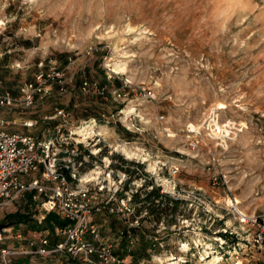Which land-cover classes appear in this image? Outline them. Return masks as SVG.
<instances>
[{"label": "rangeland", "instance_id": "rangeland-1", "mask_svg": "<svg viewBox=\"0 0 264 264\" xmlns=\"http://www.w3.org/2000/svg\"><path fill=\"white\" fill-rule=\"evenodd\" d=\"M0 23V89L17 95L39 73L54 67L63 72L61 83L30 107L0 108L6 118L37 120L30 131L10 129L48 138L58 119L44 116L64 110L66 130L58 139L79 142L83 183L94 176L90 184L116 189L117 197L145 183L179 199L176 210L167 204L161 224L142 217L134 260L212 264L218 256L214 264H246L245 237L256 226L233 207L248 217L264 214V0H0ZM115 67L125 71L115 73ZM126 79L132 83L126 92L158 81L159 96L150 102L130 92L115 99L111 91L121 90ZM85 80L96 81L106 94L83 90ZM212 109L219 123L234 124L236 135L226 144L207 136ZM192 123L205 132L193 151L183 137ZM89 124V138L73 133ZM113 155L133 163L119 165ZM26 199L0 208V245L23 243L17 234L42 235L36 228L39 202ZM14 212L29 220L1 224ZM96 221L104 236L120 226L112 215ZM153 234L162 237L163 248L150 244ZM117 249L123 254L124 244Z\"/></svg>", "mask_w": 264, "mask_h": 264}, {"label": "built area", "instance_id": "built-area-1", "mask_svg": "<svg viewBox=\"0 0 264 264\" xmlns=\"http://www.w3.org/2000/svg\"><path fill=\"white\" fill-rule=\"evenodd\" d=\"M4 23L2 22V25ZM62 78L63 72L54 67L39 73L34 80L25 82L17 95L5 88L0 89V108L30 107L36 98L48 95L51 85L55 82L61 83ZM131 84V81L126 79L121 90L111 91L112 96L117 99L133 92L134 95H141L150 102L159 96V82L156 80L146 85H134L126 92L124 86ZM89 88L100 95L106 94L104 87H100L96 81H83L82 89ZM60 89L62 90V87ZM56 111L53 116H44L47 120L58 119L50 136L45 139H39L29 132L21 133L10 129L12 125H19L30 131L37 124L36 119L0 116V208L21 199L25 203L26 197L30 196L32 201L39 202L38 222L41 223L49 213H54L58 219L66 222L53 227L54 239H51V231L48 228L43 229L38 238L23 239L20 234L15 235V239L24 242L17 245H0V264H18L16 261L20 259H23L22 264H46L47 258H57L60 260L59 264H146L143 259L134 260L133 252L140 241L136 230L142 228L140 221L147 212L136 215L132 193L126 191L123 192L124 196L117 197L116 189L110 191V188L103 184L82 182L80 174L86 162L78 156L79 142L58 139L66 130L68 115L64 110ZM163 119L160 114L156 117L159 123ZM207 123L210 131L207 136L219 141L221 145L236 135L233 122L226 120L219 123L215 109H212ZM164 131L171 135L169 126L165 127ZM202 133L205 132L200 124L185 126L183 137L188 150L201 148ZM159 192L164 193L163 189ZM233 208L241 220L256 226L255 230L248 232L245 237L246 264H264V214L248 217L238 207ZM104 215H112L120 222L113 235L104 236L101 225L96 221L98 216ZM258 217H261L259 221ZM149 241L153 247L165 246L162 237L155 234L149 235ZM119 243L124 244L123 254L118 252ZM180 251L187 252L189 248Z\"/></svg>", "mask_w": 264, "mask_h": 264}, {"label": "trees", "instance_id": "trees-1", "mask_svg": "<svg viewBox=\"0 0 264 264\" xmlns=\"http://www.w3.org/2000/svg\"><path fill=\"white\" fill-rule=\"evenodd\" d=\"M88 156L90 157V155ZM111 158L116 161H119V165L125 166L129 165L130 163H133L132 161L123 160L119 155H113ZM138 167L141 168L142 166L136 163V169L141 172ZM125 170L127 172L130 171L127 168ZM65 175L69 178L67 173H65ZM146 188L147 185L143 183V185L139 189H136L135 192H132V202L135 204L136 215H140L144 213V211H146L147 213L145 217H150L151 222L158 224L161 222L162 215H169L168 211L170 208L168 209L167 204L171 206L172 210H176L179 199L176 200L170 198L166 193L159 192L160 189L158 187L150 186V189ZM8 220L11 221V223H22L29 220V216L27 214H19L18 212L8 213V215L5 217L4 221H2L1 224H4ZM65 223L66 222L64 220H61L60 218L58 219V217L54 213H49L42 219V222L39 225L37 224L36 228H40L41 230L48 228L49 230L53 231L54 226L57 227Z\"/></svg>", "mask_w": 264, "mask_h": 264}, {"label": "bare ground", "instance_id": "bare-ground-1", "mask_svg": "<svg viewBox=\"0 0 264 264\" xmlns=\"http://www.w3.org/2000/svg\"><path fill=\"white\" fill-rule=\"evenodd\" d=\"M1 24V23H0ZM109 66H111V65H109ZM123 66V65H122ZM118 68H120V67H118ZM118 68H114L113 69V71L115 72V73H122V72H124L125 70H124V68L122 67V68H120V69H118ZM134 109H130L129 110V112H132ZM134 112V111H133ZM77 132H79V134L81 133V135H83V138L82 139H86V138H89V136H90V134L91 133H94V127H93V124H89V125H86V126H83L80 130H78V131H73V133L74 134H76ZM73 135V134H72ZM114 149H117V146L116 147H114ZM122 151L127 155V156H131V152L125 147V148H122ZM94 152L95 153H97L98 152V148H95V150H94ZM104 160H106V162L108 161L107 159H104ZM95 173H99V171H95ZM92 179H94V176H92V177H90V178H86L85 179V182H88V181H91ZM184 246H186V245H184ZM214 261H213V263L212 264H214L215 262H218V260H219V257L218 256H215L214 257ZM168 264H175V262H169Z\"/></svg>", "mask_w": 264, "mask_h": 264}, {"label": "crops", "instance_id": "crops-1", "mask_svg": "<svg viewBox=\"0 0 264 264\" xmlns=\"http://www.w3.org/2000/svg\"><path fill=\"white\" fill-rule=\"evenodd\" d=\"M17 242H11L10 244H16ZM56 264H59L58 262H56Z\"/></svg>", "mask_w": 264, "mask_h": 264}]
</instances>
